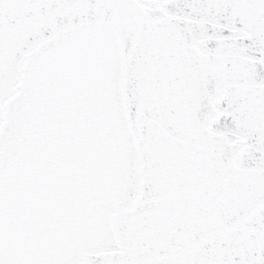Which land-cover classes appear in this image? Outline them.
Here are the masks:
<instances>
[{
  "label": "snow or ice",
  "instance_id": "6c2138e0",
  "mask_svg": "<svg viewBox=\"0 0 264 264\" xmlns=\"http://www.w3.org/2000/svg\"><path fill=\"white\" fill-rule=\"evenodd\" d=\"M0 264H264V0H0Z\"/></svg>",
  "mask_w": 264,
  "mask_h": 264
}]
</instances>
